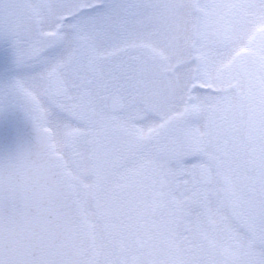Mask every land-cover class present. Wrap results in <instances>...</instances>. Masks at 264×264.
Returning <instances> with one entry per match:
<instances>
[{
    "label": "snow or ice",
    "instance_id": "snow-or-ice-1",
    "mask_svg": "<svg viewBox=\"0 0 264 264\" xmlns=\"http://www.w3.org/2000/svg\"><path fill=\"white\" fill-rule=\"evenodd\" d=\"M0 33L46 65L2 94L41 151L0 163V264H264V0H0Z\"/></svg>",
    "mask_w": 264,
    "mask_h": 264
},
{
    "label": "water",
    "instance_id": "water-1",
    "mask_svg": "<svg viewBox=\"0 0 264 264\" xmlns=\"http://www.w3.org/2000/svg\"><path fill=\"white\" fill-rule=\"evenodd\" d=\"M35 147L36 131L28 113L20 108H0V163L14 162ZM35 151L41 150L37 147ZM55 155L59 156L56 152Z\"/></svg>",
    "mask_w": 264,
    "mask_h": 264
},
{
    "label": "flooded vegetation",
    "instance_id": "flooded-vegetation-1",
    "mask_svg": "<svg viewBox=\"0 0 264 264\" xmlns=\"http://www.w3.org/2000/svg\"><path fill=\"white\" fill-rule=\"evenodd\" d=\"M208 2L220 3L219 0H208ZM96 11L101 12L104 11V9L101 8V9H97ZM67 19H70V17ZM61 51L62 49L60 48L51 49L48 51V55H46L47 54L46 52L44 53V56L49 59H54L58 54H60ZM16 62H17V48L15 46L13 38L3 33H0V107L7 108L9 106H18L26 111V109L23 107L22 103L18 99L9 97L7 100H5L3 99L2 96L6 86L10 85L17 79L29 77L27 72L30 68H32L33 64L21 67L19 65L16 66L15 64ZM36 64L37 63H35L34 65ZM44 66L46 67V65ZM43 68L44 67H41V69ZM206 91L208 90L201 89V92H206ZM49 130L52 131L51 129ZM54 143L56 142L54 141ZM56 149L61 156H64L65 152L62 145L57 143Z\"/></svg>",
    "mask_w": 264,
    "mask_h": 264
},
{
    "label": "rangeland",
    "instance_id": "rangeland-1",
    "mask_svg": "<svg viewBox=\"0 0 264 264\" xmlns=\"http://www.w3.org/2000/svg\"><path fill=\"white\" fill-rule=\"evenodd\" d=\"M219 2L220 3H224V2H227V0H219ZM46 55H48V52H47ZM15 64H16V66H18L17 62ZM34 64H33L32 68H30L28 70V72H27V74L29 75V77L31 76V74L32 75H35L36 73L42 71L43 69H41V67H45L43 64H39V63H37L36 65H34Z\"/></svg>",
    "mask_w": 264,
    "mask_h": 264
}]
</instances>
